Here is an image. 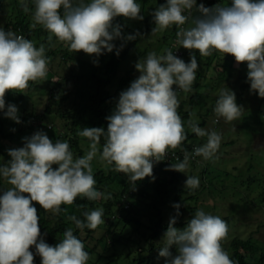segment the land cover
I'll return each instance as SVG.
<instances>
[{
  "label": "clouds",
  "instance_id": "obj_1",
  "mask_svg": "<svg viewBox=\"0 0 264 264\" xmlns=\"http://www.w3.org/2000/svg\"><path fill=\"white\" fill-rule=\"evenodd\" d=\"M34 4L33 27L42 25L52 34L49 40L55 36L71 52L100 56L115 49L118 56L124 44L117 48L112 41L127 42L141 35L139 31L124 35V25L115 23L121 16L144 19L136 0H34ZM193 8L200 14L185 28ZM23 11H30L26 2ZM152 16V34L176 25L179 46L198 51L201 57L211 56L215 50L234 56L237 64L246 63L250 92L264 98V0H231L228 5L212 7L197 4V0H166ZM45 53L43 44L36 47L30 39L0 27V110L5 109L6 92L23 93L29 82L46 77L49 61ZM198 67L195 54L186 63L171 49L159 56L147 53L135 63L140 75L120 92L114 110L106 117L107 128L84 127L78 132L91 141L90 150L82 156H74L67 141L53 142L42 130L24 137L22 147L8 149L11 159L0 164V177L11 185L0 194V264H34L32 246L41 264H88L90 254L72 228L65 229L55 245L45 241L33 202L46 212L59 214L61 205H72L78 197L111 199L110 193L105 195L96 188L92 161L98 153L106 166L126 174L133 187L137 181L153 177L154 164L187 139L178 112L177 89L192 91ZM213 110L226 122L243 114V106L237 104L235 92L229 88L219 90ZM4 115L21 122L15 104H8ZM188 127L197 136H207L206 143L195 147L193 154L212 159L220 147L221 134L192 120ZM101 137L102 151L98 147ZM187 161L185 155L183 162L169 167L186 173ZM184 184L188 189L198 188L199 178L187 175ZM173 207L176 215L169 219L159 250L165 264H236L223 247L229 232L224 219L197 209L181 229L174 226L180 205ZM83 217L71 215L68 220L80 230H95L105 223L103 207L84 211ZM173 245L176 255L170 251Z\"/></svg>",
  "mask_w": 264,
  "mask_h": 264
},
{
  "label": "rangeland",
  "instance_id": "obj_2",
  "mask_svg": "<svg viewBox=\"0 0 264 264\" xmlns=\"http://www.w3.org/2000/svg\"><path fill=\"white\" fill-rule=\"evenodd\" d=\"M158 1L160 0H136L140 5L141 14L144 16L142 21L127 19L122 16L117 17L115 20V23L124 25L122 34H133L131 31H139L141 33V35L136 37L134 46L128 50L127 54L120 61L116 74L107 86V89L113 94L116 103L118 102L120 92L127 89L130 83L140 75L135 69V63L140 59L143 60L149 52H155L158 56L164 54L166 49H170L172 39L177 37L176 33L179 31V28L176 25L152 34V29L155 27L152 12L159 6ZM230 2L231 0H221L215 3L214 6H225ZM12 14L8 0L3 1L0 7V27L3 28L4 24L12 18ZM185 14L189 15L187 12ZM195 16L198 15L191 13L189 15V22L183 25V27H191V20ZM146 27L148 29L145 32L141 31ZM10 31L14 32L12 29ZM53 37L54 43L52 45L56 46L60 41L55 36ZM112 43L119 48L124 41L116 39ZM41 44L44 45V43H39L38 47ZM178 47L181 50H187L179 46V44ZM112 52L116 53V50L114 49ZM213 52L211 56H199V67L195 81V83L199 82L197 88L192 87L191 92L180 90L177 92V95L178 99L186 100L195 90L206 93V96H208L207 106L211 107L213 105L209 112L206 113L207 106L206 108H200L188 101L184 107L191 111V119L193 121L201 122L205 120V124L201 125V128L207 131H216L221 134L222 140L218 151L212 159L205 160L200 156L194 163L187 162L186 173L179 171L182 175L180 186L185 187L184 182L187 179V175L199 178V187L192 189L195 190V197L189 199L185 196L182 204H190L206 213L218 215L227 222L229 232L227 238L222 243L225 250L229 253V242L236 236L245 238L250 235L260 245H264V98L261 100V97L250 92V86L245 87L243 90L240 88V83L247 81V66L241 68L243 66L242 63L237 64L232 55H228L225 62L221 57H224L226 54L224 55L215 50ZM109 55L110 53L106 50L100 56L89 55L83 51H79L75 52L73 59H69L66 63L60 62L57 56L51 65L48 64V72L43 80L29 82L28 88L23 93L16 92V94H13V91L6 92V106L3 112L5 128L7 131L14 130L15 133L13 140L0 139V145H2L1 151L4 154H0V161H4L0 162V164H4L11 159L7 148L22 147L24 143L23 138L31 136L38 130L46 132L52 141L60 132L63 133L67 128H64L63 125L66 120L60 117V113L68 108L70 104L67 101L61 102L59 98H51L50 90L56 81H58V84L62 82V79L59 78L67 76L72 65L75 66V73H90L93 70L91 62L94 60V62H98L100 58L106 61ZM78 57L82 59L75 62V59ZM229 63L232 65L231 67ZM128 71L132 74L131 80L125 86L117 89L119 79L125 76ZM52 74L54 75L52 76ZM69 82L71 84L70 78ZM225 88L233 90L236 95L237 104L243 106L241 118L233 122H226L222 117H217L213 110L219 90ZM61 94H63L62 91L60 92ZM75 101H79V99L77 98ZM8 104H15L17 106L19 117L26 112H33L43 114V118L42 120H36L31 131L25 135L23 132L18 131L19 123L4 115ZM47 106L49 107L48 111L45 110ZM84 140H81V147L86 153L90 150L91 141L88 139ZM197 140L203 145L207 141V136H199ZM92 167L93 171L99 168H107L100 161L99 153L92 161ZM107 185L109 190H112L113 186H115L112 183H108ZM10 187L11 185L7 183L6 179L0 177V194ZM103 193L107 195L105 191ZM104 200L101 198V201ZM146 200L148 199L135 195L133 197L130 196L128 200L124 201V203L128 202L130 206L132 203V212L126 219L128 220L130 217L136 218L140 221L139 224L135 221H127V223L129 222L128 224L120 226L123 220L112 221L110 224L112 231L107 233V235H105L106 228L102 224L96 228L94 233L95 238H97L96 248L91 251L88 264H105L107 255L114 256L117 254L120 257L119 264H128V260L132 254L141 246L147 249V254L151 256L153 261L157 264H165L166 258L159 256L164 233H161L153 240L152 246H157V248L148 251L150 242L145 239V236L150 232V228L147 226L150 224L149 220L155 219L156 215L154 211H151L146 206L144 202ZM174 204V201L171 199L164 208V221H168L173 216ZM195 211L193 212L189 209L183 210L182 220H190ZM185 226L186 224L176 227L182 229ZM90 242L92 244L95 240ZM104 246L109 247L100 251ZM170 251L173 255L177 254L174 245L170 248ZM128 252H130V257L127 256ZM262 262L264 264V260Z\"/></svg>",
  "mask_w": 264,
  "mask_h": 264
},
{
  "label": "trees",
  "instance_id": "obj_3",
  "mask_svg": "<svg viewBox=\"0 0 264 264\" xmlns=\"http://www.w3.org/2000/svg\"><path fill=\"white\" fill-rule=\"evenodd\" d=\"M3 1L5 0H0V7ZM87 1L89 0H84L86 3ZM219 1L221 0H199L197 1V4L202 2L206 7H212ZM25 2L28 4L30 9V11L27 13L23 11V3ZM163 2H166V0L158 1L159 5ZM8 5H10V9L12 10L13 14L12 18H10V20L3 26L6 31L12 29L15 33L21 32L23 36L27 39H30L36 47H38L39 43H44L46 49L45 54L49 61L48 64L50 65L57 56L62 63H66L69 59H73V54L75 52L69 51L66 44L60 42L56 46H53L52 44L54 43V37L52 36V39L49 40V36L51 34L42 25L36 24L35 27H33L34 20H32V14L34 12L33 10H35L34 0H8ZM191 13H196L197 15L200 14L196 8H193ZM30 17H32V19H30ZM147 29L148 27L142 29L141 31L145 32ZM131 32L133 34L136 33L133 31ZM123 44L124 47L118 56L115 52H111L106 61H103V59L100 58L98 62H94L95 60L91 62L90 64L92 65L93 70L90 73H75V66L72 65L69 74L59 78L62 79V84H58V81H56L55 85L50 90L51 98H59L61 102L67 101L70 104L68 108L64 109L60 113V117L66 120V122L63 124L64 128H67L63 133L58 131L60 133L55 136L53 142L59 139H64L63 141H67L74 156L79 157L85 154V150L81 147V140L87 138L78 135V132L82 130V128H107L108 121L106 120V117L112 113L116 105L115 98L113 94H111L107 89V86L111 82L113 76L116 74L120 61L127 54L128 50L134 46L135 40L127 41ZM193 54L196 55L197 62H199L200 54L195 50H182V55L180 58L187 63L190 62V58ZM228 55L230 54H226L221 58L226 62ZM81 59V57H78L75 59V62H78ZM242 65L243 66L241 68H245L247 66L246 63H242ZM229 66L231 67L232 65L229 63ZM130 71H128L125 76H122L119 79L117 89L125 86L131 80L132 74ZM54 74H52V76ZM69 78L71 79V84L69 82ZM198 85L199 82H196L193 87L197 88ZM247 86H250L247 81H242L240 83V88L242 90ZM173 87L174 89L176 88L175 85ZM61 91L63 94L60 95ZM178 91L180 90L177 89V92ZM253 93L259 97L257 93ZM13 94H16V92L13 91ZM207 97L208 96H206V93L195 90L186 100L179 99L180 107L178 112L184 121L187 139L179 148L175 149L179 152L180 158L178 160H175L174 158L169 160L162 159V161L156 163L153 168V177H145L144 179L137 181L133 187L129 183L128 176L126 174L114 171L113 166H107L106 169L99 168L93 172L97 181V190L101 192L105 191L107 194L110 193L111 199L104 201H101V199L89 201L86 198L78 197L76 202L72 205H61V212L59 214H53L50 211L46 212L38 203L33 202L34 206L37 208L38 216L40 217V230L45 241L51 245H55L60 241V239H62L65 229L72 228L74 234L84 242L85 250L90 254L91 251L96 248L95 245L97 243V238L94 236L96 229H77L74 222L68 220V216L75 215L77 218L83 220L84 211H90L95 208L103 207L105 223L102 225L106 228L105 235H107V233L112 231L110 229V224L112 221L123 220V223L120 226H124V224H128L131 221H135L137 224L140 223V221L136 218L130 217L128 220L126 219V217L132 212V203L130 202L131 206H123V201L128 200L130 196L133 197L135 195L143 199H148L144 202L151 211L155 212L156 215L155 219L149 220L150 224L147 226L150 228V232L145 236V239L150 242L148 251H152L157 248V246H152L153 240L161 233H165L168 227L169 220L164 221L163 210L168 205L169 201H171V199L175 204L178 203L180 205V215L177 217V222L174 226L178 227L186 224L187 221L182 220L183 210L189 209L194 212V210L197 209L195 206H191L190 204L183 205L182 201L185 199V196L189 199L195 197V190L180 186L182 175L179 171L171 170L169 165L183 162L185 156H183V154L181 155V152L187 153V151L193 145H201V142L197 140L199 136L193 133L188 127V121L192 120V114L190 110L185 109L184 105L188 101L199 106L200 108H206L208 99ZM77 98L79 101H75ZM261 100H263V98H261ZM212 106H207L206 113L212 109ZM45 110L48 111L49 107L47 106ZM3 112L4 109L0 110V139L13 140L15 131L6 130ZM42 118L43 114H36L33 112H26L24 115H20L21 122L18 125V131L27 135L33 128L35 121L42 120ZM194 122L198 123L199 126L205 124V120H202L201 122ZM103 143L104 138L101 137L99 144L101 151ZM1 146L2 145H0V154H3L1 151ZM199 157L200 156H196V158L192 160L188 158L187 162L194 163ZM53 167L55 168L57 166L54 165ZM125 176L127 177L125 178ZM108 183L115 184V186H113L114 188L112 187V190L108 189ZM172 215H176L175 208H173ZM127 221L129 222L127 223ZM92 240H95V242L91 244L90 241ZM108 247L109 246H104L100 251L107 249ZM228 249L230 257L236 262V264H263L264 245H260L253 236L249 235L245 238L238 236L233 237L229 242ZM30 250L34 253V264H41L40 256L35 255V247L32 246ZM127 256L130 257V252L127 253ZM119 260L120 257L118 254L114 256L107 255L105 264H119ZM151 260V256L147 254V249L141 246L134 252V254H132L128 260V264H157L155 261Z\"/></svg>",
  "mask_w": 264,
  "mask_h": 264
},
{
  "label": "built area",
  "instance_id": "obj_4",
  "mask_svg": "<svg viewBox=\"0 0 264 264\" xmlns=\"http://www.w3.org/2000/svg\"><path fill=\"white\" fill-rule=\"evenodd\" d=\"M197 1H199V0H197ZM16 34L17 35H22L23 36V34L21 33V32H16ZM171 47H170V49L171 50H173V54L174 55H176V56H178L179 58L181 57V55H182V50L178 47V43H177V37H174L173 38V41H172V44L170 45ZM179 90V89H178ZM195 147H198L197 145H193L188 151H187V153H182L181 152V155L183 154V156H185V155H188V158L189 159H195L196 158V155H194L193 154V150H194V148ZM171 158H174L175 160H178L179 158H180V155H179V152L177 151V150H172V149H169V151H168V153H167V155L166 156H164V157H162V159H167V160H169V159H171ZM156 164V163H155ZM154 164V165H155ZM126 201V200H125ZM128 202H125L124 203V201H123V206L124 207H128Z\"/></svg>",
  "mask_w": 264,
  "mask_h": 264
}]
</instances>
